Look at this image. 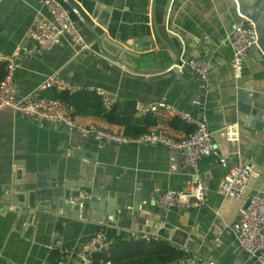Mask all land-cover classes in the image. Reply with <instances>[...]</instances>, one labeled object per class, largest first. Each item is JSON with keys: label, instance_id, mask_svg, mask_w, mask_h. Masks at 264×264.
I'll return each mask as SVG.
<instances>
[{"label": "crops", "instance_id": "1", "mask_svg": "<svg viewBox=\"0 0 264 264\" xmlns=\"http://www.w3.org/2000/svg\"><path fill=\"white\" fill-rule=\"evenodd\" d=\"M70 1L82 15L79 20L72 13L88 39V49H79L61 37L52 50H40L28 38L27 30L35 15L50 17L43 0H0V51L17 54V98L57 73L71 86L57 91L68 92L69 100L64 101L79 126L98 124L123 132L122 126L108 123L104 113L127 102L136 108L137 104L164 101L195 118L202 116L217 152L199 161V174L210 189L199 206L166 209L155 199L168 190L185 189L193 177L176 152L149 144L100 142L79 130L0 110V264H81L82 246L98 233L111 244H123L119 253L124 259L131 257L125 242L141 237L153 238L159 251L182 253V257H213L216 264H243L246 255L235 243L232 224L251 195L259 199L264 195V124L258 128L249 121L243 123L235 105L243 90L264 105V61L252 50L242 61L240 75L233 76L230 33L240 18L235 0ZM138 39L152 44L141 63L111 45L121 44L124 51L123 42ZM189 58H201L211 65L204 91L198 89L190 70L169 68L176 60ZM128 62L135 69L125 67ZM55 89H47L44 95L52 97ZM201 95L202 102L197 101ZM75 108L79 114H74ZM131 118L136 128L150 124V131L162 130L177 138L193 128L166 109L142 112L136 108ZM230 130L236 132L234 140L227 139ZM73 149L87 156H91L88 152H98L91 178L109 201L107 222L89 221L75 213L61 216L50 210L42 211L34 225L32 218L29 223L18 222L28 203L32 208L46 199L45 207L52 210L79 192L65 184L79 179L80 158ZM234 157L255 164L238 199L218 192L228 171L222 162ZM94 186L91 184V189ZM139 189L152 199L143 197L138 214L141 222L134 209ZM16 198L21 203L13 201ZM78 201L74 199V208ZM103 204L105 209L107 204ZM114 206L116 216L112 215Z\"/></svg>", "mask_w": 264, "mask_h": 264}, {"label": "built area", "instance_id": "2", "mask_svg": "<svg viewBox=\"0 0 264 264\" xmlns=\"http://www.w3.org/2000/svg\"><path fill=\"white\" fill-rule=\"evenodd\" d=\"M48 9L49 18L37 14L32 19L27 36L35 45L44 51L52 50L61 37L67 38L75 47L88 49L89 42L74 26L67 10L57 0H43ZM239 12V11H238ZM239 20L230 33L232 49L231 69L234 77L241 73V64L252 45L257 44L255 23L245 15L239 13ZM18 51V50H17ZM16 52L4 53L0 51V65L4 67L5 75L0 80V110H10L20 116H31L35 119L60 124L67 130H79L83 134L94 136L100 142L113 144H149L174 151L181 163L192 171V179L183 190H168L155 199V202L166 209L199 206L205 201L209 192L208 182L199 174V161L202 157L216 154V146L212 133L204 117L195 118L190 113L181 110L167 102L147 106L137 104L136 108L142 112H156L166 109L174 116L190 123L194 130L183 137H174L162 130L149 131L131 135L124 132L111 131L98 124L77 125L71 116L66 102L59 97L44 95L50 88L69 90L71 86L57 73L49 74L36 88L22 98H17L14 87V73L16 69ZM177 70H190L201 80H205L211 65L201 58L179 59L169 67ZM234 130L228 131V139L234 140ZM255 168L251 161L238 157L231 165L218 186V192L224 197L238 199L246 187L247 180ZM264 195L259 199L257 195L249 197V204L240 209L237 220L232 224L237 247L248 258H254L259 264H264ZM109 242L101 233L89 239L80 250L81 264H110L109 261L94 260L93 252L106 250ZM60 264H63L61 261ZM162 264H215L214 260L195 257H179Z\"/></svg>", "mask_w": 264, "mask_h": 264}, {"label": "water", "instance_id": "3", "mask_svg": "<svg viewBox=\"0 0 264 264\" xmlns=\"http://www.w3.org/2000/svg\"><path fill=\"white\" fill-rule=\"evenodd\" d=\"M57 1L60 2L62 6L67 10L74 26L80 32V29H79L80 25L78 23V20L75 18V16H77V18L81 20L82 15L79 13V10L77 9V7L70 0H57ZM235 3H236L239 13L247 16L255 23V31L257 34V44L252 45L249 49V52L253 50L255 54H258V56L264 61V0H235ZM72 13L75 14L74 18L72 16ZM167 33H172V32H167ZM156 35L158 36L160 40L163 38L162 35L158 32V30L156 31ZM148 37L150 38L149 35ZM86 40L88 39L86 38ZM148 43H151V42L141 43L140 39L132 40L131 43H128V44L123 42L124 46L127 48V50H124V51H123L124 47H122L121 44L112 43L111 45L117 48L119 50V53L123 52L124 56L134 58L136 59L138 63H141L144 60L143 56L148 49L147 47L152 45ZM103 53H105L109 57L111 56L107 54L105 51H103ZM178 60L174 62H177ZM131 66L132 64L130 62H128V64H125V67H130V69H135V68H132ZM137 72H141V71H137ZM196 78L198 82L197 83L198 89L201 91H204V85H205L204 80H201L197 76ZM201 99H202V95L199 98L197 97V101L198 100L200 101ZM200 102H202V100ZM235 106L239 112L238 117L241 121H243V123L247 124L249 121L250 123L249 125H255L258 128L262 127V125L264 124V105L257 104V102L253 98V95L250 93V91L243 90L242 93L238 94ZM227 137H229V135ZM73 152H75V155H77V157L80 158L79 164H78L79 179L78 181H76V183H74L73 181H70L69 184L67 183L65 184L67 187H72L74 190L78 189L79 192L77 194H72V195L67 196L66 199H64L62 202L57 204L52 210L45 207L46 203L44 201L46 199H41L43 201V204H38L37 202L36 206L34 204L32 208L29 207L31 206V204L28 203V207L23 208L22 211L20 212L21 215L18 216V222H21V221L25 222L27 220V223H29L28 219L32 218L31 222L34 225L35 222L39 219V215H41V212L47 211V210L57 212V214L61 216L64 215L65 213H68L69 215L75 213L76 215L80 216L79 218L82 217V218L88 219L89 221H103L105 223L107 222V218L105 214L109 209H110L109 214H111V207L109 208V201L104 200L105 195L100 194L98 192L99 190L95 188V186L92 183L93 178H91L93 176L92 169L95 168V161H96L95 155H98V152L97 151L88 152L91 154V156H87L85 152H82L81 150H78V149H73ZM237 159H238L237 157H234L232 160L222 162L223 168L226 170H229L231 165L234 162H236ZM97 165L99 166V164ZM91 184H92V187L94 186L93 189H91L92 188ZM156 195L158 196L157 193H155V196ZM149 196H150L149 193H145L140 189L138 192H136L134 209L137 212L136 213L137 215L140 212V209H141L140 205H141V202L143 201V197H149ZM149 198L151 202L152 199L151 197ZM74 199L80 200L77 202V205L75 208L73 206ZM13 201L21 203L17 198L13 199ZM103 202L107 204V207L106 208L104 207L105 209H103L102 207V205H104ZM62 203H65V204H62ZM248 204H249V198L246 200L244 207L247 206ZM169 209L176 210V208L174 207H171ZM117 212L118 211L116 209V206H114V208L112 209V215L116 216ZM24 216L25 218H23ZM138 217H139V222H141L142 221L141 216L138 215ZM261 233L264 235V226L261 229ZM197 257L200 258V256H197ZM245 258L246 260L243 264H259L254 258H248L247 255ZM211 259H214V258L212 257Z\"/></svg>", "mask_w": 264, "mask_h": 264}, {"label": "trees", "instance_id": "4", "mask_svg": "<svg viewBox=\"0 0 264 264\" xmlns=\"http://www.w3.org/2000/svg\"><path fill=\"white\" fill-rule=\"evenodd\" d=\"M5 70L2 65H0V80L4 77ZM52 97H59L62 100L68 101V92H58L57 89L52 93ZM72 105V102L69 101ZM74 114H79L78 109L75 108ZM136 114L135 104L130 102L124 105H113L108 111L104 113L106 120L110 124L118 125L123 127V132L126 134L137 135L150 131V124L144 125L143 128H136L135 123L132 122L131 116ZM147 116L151 117V113H146ZM194 130V126L191 131ZM116 131V130H111ZM190 131V132H191ZM119 132V131H118ZM189 133V132H188ZM179 138V137H178ZM153 238L146 240L145 238H131L125 242L130 248L131 257L124 259L120 255V250L123 244L109 243L106 250L95 251L92 254L94 260L107 262L110 264H155V263H165L175 258L182 257V253H171L168 251L156 250V246L153 243Z\"/></svg>", "mask_w": 264, "mask_h": 264}]
</instances>
